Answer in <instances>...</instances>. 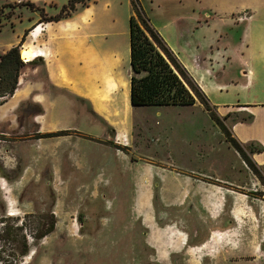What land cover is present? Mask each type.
<instances>
[{"label":"rangeland","instance_id":"1","mask_svg":"<svg viewBox=\"0 0 264 264\" xmlns=\"http://www.w3.org/2000/svg\"><path fill=\"white\" fill-rule=\"evenodd\" d=\"M69 1L34 0L29 6L25 0H0V56L3 49L20 44L22 50L48 55L40 49L48 45L44 25H54L46 20L58 16ZM139 1L151 24L163 28L175 45L181 42L178 31L164 25L177 21L176 28L189 37L196 16L200 11L207 15L216 3ZM131 15L130 0H86V6L61 20L71 39L82 40V65L74 67L83 79L75 87L84 97L68 90L54 92L41 121L44 128L35 121L43 110L31 101L15 112V127L12 120L0 126V186L5 185L0 189V264H155L143 245L142 215L138 208L127 207L131 189L137 188L129 186L135 169L137 180L145 183L153 177L151 170H204L240 183L250 201L261 198L257 194L264 192V185L199 102L194 107L127 104ZM205 37L211 39V32ZM75 47L70 49L72 58ZM36 67L42 66L30 63L20 76ZM228 67L223 76L224 71H214L212 79L230 81L236 66ZM100 91H106L105 99ZM213 99L220 104L230 98L222 88ZM247 118L235 114L232 120ZM59 132L67 134L37 139L38 134ZM259 214L262 221L249 214L255 230L248 234L262 236V253L253 262L232 264H264V212Z\"/></svg>","mask_w":264,"mask_h":264},{"label":"crops","instance_id":"2","mask_svg":"<svg viewBox=\"0 0 264 264\" xmlns=\"http://www.w3.org/2000/svg\"><path fill=\"white\" fill-rule=\"evenodd\" d=\"M25 1L34 4V0ZM215 1L208 9L210 13L200 11L196 16L197 23L189 37L176 28L177 21L164 25V29L173 27L178 31L181 42L179 39L176 45L163 28L154 21L153 24L211 104L217 107L219 115H229L225 122L233 137L244 146L254 144L264 148V0ZM53 24L44 25L48 45L40 48L49 57H42V67L21 74L14 95L0 104V126L12 120L15 127L18 123L15 112L25 102L31 101L43 110L35 118L41 125L47 117L52 95H56L54 92L68 90L74 96L84 97L75 87L83 79L74 67L82 65V40L71 39L62 21ZM207 30L212 34L209 40L205 37ZM73 46L78 49L75 47L77 54L72 58ZM184 47L193 55L183 51ZM11 48L3 49L2 54ZM229 65L236 66L230 81L220 84V77L212 79L214 71H224L222 76L226 74ZM222 88L230 99L218 104L213 95ZM106 91H100L104 99ZM235 114L248 118L233 121ZM250 158L264 168V151L250 154ZM157 171L151 170L153 177L145 183L137 180L135 169L129 186L137 188L131 189L127 203L128 210L138 208L142 215L143 245L151 251L155 264L248 263L262 253V236L257 233L254 237L248 232L255 230L249 214L253 213L257 221L263 220L259 214L264 212L263 198L250 201V195L242 191L244 187L240 183L215 178L208 171L192 174L174 173L166 168Z\"/></svg>","mask_w":264,"mask_h":264},{"label":"trees","instance_id":"3","mask_svg":"<svg viewBox=\"0 0 264 264\" xmlns=\"http://www.w3.org/2000/svg\"><path fill=\"white\" fill-rule=\"evenodd\" d=\"M133 15L130 16V103L133 107H185L194 106L199 102L210 118L225 134L227 140L242 156L244 162L264 185L263 168L257 166L250 154L261 153L264 148L250 144L239 143L230 132L216 106L212 105L209 97L200 88L187 68L179 61L159 31L151 24L139 0H130ZM29 6L34 4L26 3ZM79 6H86V0H70L62 6L58 16L51 17L46 22H59L70 18ZM27 34L22 39L25 41ZM14 46L0 56V98L4 104L17 90L21 70L30 63L43 66L38 58L33 62H23L22 49ZM23 61H22V60ZM252 117H249L251 121ZM66 132L53 134H38L37 139L58 137ZM264 198V192L257 194ZM54 230V229H53ZM51 230V231H53Z\"/></svg>","mask_w":264,"mask_h":264},{"label":"bare ground","instance_id":"4","mask_svg":"<svg viewBox=\"0 0 264 264\" xmlns=\"http://www.w3.org/2000/svg\"><path fill=\"white\" fill-rule=\"evenodd\" d=\"M39 31V30H38ZM33 37L37 36V31L33 32L32 34ZM22 59L25 60V62H33L34 60L40 58V57H49V55H46L43 52H36L33 49L29 48V49H23L22 50ZM127 100V104L131 105L130 103V87L128 89V95L126 97ZM119 101L121 102V99L119 97Z\"/></svg>","mask_w":264,"mask_h":264},{"label":"flooded vegetation","instance_id":"5","mask_svg":"<svg viewBox=\"0 0 264 264\" xmlns=\"http://www.w3.org/2000/svg\"><path fill=\"white\" fill-rule=\"evenodd\" d=\"M0 189H3V190H4V189H5V185L2 184V185L0 186Z\"/></svg>","mask_w":264,"mask_h":264},{"label":"built area","instance_id":"6","mask_svg":"<svg viewBox=\"0 0 264 264\" xmlns=\"http://www.w3.org/2000/svg\"><path fill=\"white\" fill-rule=\"evenodd\" d=\"M23 62H25V61H23ZM26 63V62H25Z\"/></svg>","mask_w":264,"mask_h":264}]
</instances>
